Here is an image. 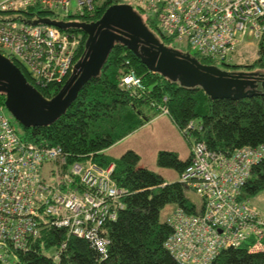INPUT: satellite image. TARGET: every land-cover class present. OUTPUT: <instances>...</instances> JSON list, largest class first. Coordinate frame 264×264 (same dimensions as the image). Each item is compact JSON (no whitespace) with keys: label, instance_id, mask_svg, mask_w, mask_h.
<instances>
[{"label":"built area","instance_id":"2783aa9c","mask_svg":"<svg viewBox=\"0 0 264 264\" xmlns=\"http://www.w3.org/2000/svg\"><path fill=\"white\" fill-rule=\"evenodd\" d=\"M131 1L156 21L163 36L186 44L197 59L223 63L238 48L254 43L264 52V0ZM76 2L75 15L81 17L92 14L98 0ZM70 4L71 0H0V54L23 67L30 85L41 94L70 78L81 40L52 26L28 24L22 13L34 7L59 18L57 11H62L67 18ZM126 65L129 69L119 87L144 92L141 78L129 62ZM151 106L168 115L165 107ZM262 162L263 145L225 156L204 143L194 144L179 182L202 204L196 214L178 208L166 221L171 233L163 246L178 264H212L221 251L250 242L249 253L264 255V220L249 200L240 198L252 168ZM113 170V165L101 169L90 160L69 163L60 146L24 141L0 107V251H28L42 230L53 228L86 240L107 258L104 226L116 221L127 194L112 180ZM52 259L57 261L58 254ZM0 263H7L3 255Z\"/></svg>","mask_w":264,"mask_h":264},{"label":"trees","instance_id":"16d2710c","mask_svg":"<svg viewBox=\"0 0 264 264\" xmlns=\"http://www.w3.org/2000/svg\"><path fill=\"white\" fill-rule=\"evenodd\" d=\"M114 4L119 3L101 0L92 14L81 17L74 15L63 20L95 22ZM131 6L150 32L156 34L155 31H158L161 40L171 42L160 33L151 16L134 4ZM22 15L29 21L41 18L60 20L54 13L34 7L25 10ZM66 32L78 35L81 40L76 57L78 62L84 56L87 35L78 29H68ZM198 60L203 65H216L208 59ZM12 62L32 84L25 69L16 61ZM126 62L141 78L145 88L142 94L119 87L122 76L129 69ZM249 68L264 72V52L260 47L258 59ZM61 88L52 87L43 91L42 95L51 99ZM260 92V95L239 101L211 100L200 88H184L178 82L149 72L125 46L115 44L99 75L82 87L59 119L46 127L25 129L20 126V136L24 141L60 146L68 155L69 163L90 160L101 169L114 166L112 180L127 194L123 197L124 208L116 221L104 226L109 240L107 258H102L86 240L69 236L64 229L53 228L42 230L30 242L28 251L10 249L9 252L19 264H178L164 249V241L171 229L166 222H160L159 215L169 204H176L189 214L198 213L199 207L187 194L194 191L179 180L166 183L160 175L139 167L138 156L133 151L125 152L118 159H111L105 152L162 115L151 106L152 102L167 108L168 117L190 146L201 142L208 150L225 156L237 149L264 146V94ZM4 101L5 96L0 94V107L3 110ZM191 148L185 161L179 160L174 152H161L157 162L161 167L176 170L180 176L190 162ZM262 191L264 162L252 168L250 178L241 189L240 198L249 200ZM250 243L221 251L212 264H264L263 254L249 253ZM56 253L59 259L54 261L52 256Z\"/></svg>","mask_w":264,"mask_h":264},{"label":"water","instance_id":"95a60500","mask_svg":"<svg viewBox=\"0 0 264 264\" xmlns=\"http://www.w3.org/2000/svg\"><path fill=\"white\" fill-rule=\"evenodd\" d=\"M62 31L78 29L87 35L85 53L60 92L46 99L30 85L21 70L0 54V94L9 115L25 129L53 124L77 98L82 87L99 75L114 45L119 43L132 52L153 74H159L184 88H200L211 100L239 101L264 94V73L228 72L214 65H203L196 57L182 54L161 43L144 25L129 4L110 6L95 22L41 18L27 21ZM142 45V46H140Z\"/></svg>","mask_w":264,"mask_h":264},{"label":"rangeland","instance_id":"374dc122","mask_svg":"<svg viewBox=\"0 0 264 264\" xmlns=\"http://www.w3.org/2000/svg\"><path fill=\"white\" fill-rule=\"evenodd\" d=\"M100 1L101 0L98 2ZM123 3L133 5L134 1L124 0ZM77 8L76 0H71L67 16H74L77 13ZM57 14L60 15L61 19L64 18V13L62 11H57ZM155 32L156 37L161 38L158 31ZM169 45L172 49L179 51L182 54H189L191 57H195V51L193 49H189L184 43L171 41L169 42ZM258 51L259 49L256 43H254L252 47L244 45L238 48L236 54L233 57H230V59L228 58L226 62L215 63L216 65L214 66L220 68L226 67L228 69L238 68L240 70H247L249 69V65H253L258 59ZM3 113L10 121L16 132L21 135L22 130L19 123L9 115L6 109L3 110ZM127 151H133L138 156L139 167L160 175L165 182L174 183L179 180L177 171L172 168L159 166L157 162L158 154L161 152H174L179 160L185 161L190 152V144L188 140L184 138L182 133L176 129L168 116H157L151 122L109 148L105 154L111 159H118ZM187 194L189 199L194 202L197 207L201 206L202 202L199 196L192 191H188ZM249 205L250 207L255 208L264 218V191L250 198ZM177 209L178 207L176 204L166 205L160 212V222L165 223ZM0 255H3L7 260L6 264H19L17 258L10 252L8 255H4V253L0 251Z\"/></svg>","mask_w":264,"mask_h":264},{"label":"flooded vegetation","instance_id":"af4514ba","mask_svg":"<svg viewBox=\"0 0 264 264\" xmlns=\"http://www.w3.org/2000/svg\"><path fill=\"white\" fill-rule=\"evenodd\" d=\"M155 37H156V34H153ZM161 43H163L166 47H168V48H171V46L169 45V43H167V42H164L163 40H161V38H159V37H156ZM140 46H142V45H140ZM220 68V67H219ZM222 70H226V71H228V72H237V71H243V72H246V71H248V72H256L257 70H259V69H252V68H249V69H247V70H240V69H238V68H226V67H222L221 68ZM259 72H261L260 70H259ZM261 73H264V72H261ZM257 91H262V89H261V87H260V83L258 84V87H257Z\"/></svg>","mask_w":264,"mask_h":264},{"label":"bare ground","instance_id":"6f19581e","mask_svg":"<svg viewBox=\"0 0 264 264\" xmlns=\"http://www.w3.org/2000/svg\"><path fill=\"white\" fill-rule=\"evenodd\" d=\"M166 101H167V99L165 98V99H164V102H166ZM151 105H156V106H157L158 104H156V103L152 102V103H151ZM160 106H163V107H165L164 105H160ZM166 109H167V108H166ZM193 146H194V144H193V145H191V147H192V148H193Z\"/></svg>","mask_w":264,"mask_h":264},{"label":"crops","instance_id":"0c3cea01","mask_svg":"<svg viewBox=\"0 0 264 264\" xmlns=\"http://www.w3.org/2000/svg\"><path fill=\"white\" fill-rule=\"evenodd\" d=\"M159 116H165V115H159ZM166 116H168V115H166ZM175 126V125H174ZM176 127V126H175ZM177 129V128H176ZM179 131V130H178ZM191 147V146H190ZM106 153V152H105ZM189 154H190V152H189ZM188 158H189V155H188ZM166 183H168V182H166ZM255 209V208H254ZM256 210V209H255ZM257 211V210H256ZM258 212V211H257ZM260 216H261V218H263L262 217V215L261 214H259ZM264 219V218H263Z\"/></svg>","mask_w":264,"mask_h":264}]
</instances>
